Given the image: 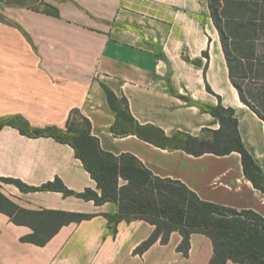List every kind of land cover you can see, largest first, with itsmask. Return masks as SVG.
Instances as JSON below:
<instances>
[{"label":"crops","instance_id":"1","mask_svg":"<svg viewBox=\"0 0 264 264\" xmlns=\"http://www.w3.org/2000/svg\"><path fill=\"white\" fill-rule=\"evenodd\" d=\"M102 85L126 98L137 123L168 138L217 131L220 122L206 108L233 109L241 142L264 172V121L230 80L209 0H0V118L21 116L33 129H64L77 109L104 151L132 154L153 175L181 182L201 200L264 217V192L244 175L238 152L195 155L162 146L156 137L154 143L135 134L115 136ZM55 179L75 193L97 191L69 144L0 128L3 196L26 213L92 215L48 222L37 243L29 237L39 219L0 210V264H208L214 255L211 238L198 232L190 234L186 253L178 231L139 250L153 224L121 220L112 234L104 213H114L116 205L38 189ZM10 180L34 189L23 191Z\"/></svg>","mask_w":264,"mask_h":264},{"label":"trees","instance_id":"2","mask_svg":"<svg viewBox=\"0 0 264 264\" xmlns=\"http://www.w3.org/2000/svg\"><path fill=\"white\" fill-rule=\"evenodd\" d=\"M225 6L217 1L209 0L211 17L217 31L223 53L227 62L230 80L237 89L240 100L252 109L263 121L264 115L256 109L245 96L242 79L245 78L247 64L253 65L254 51L257 48L264 52V0H227ZM242 7L246 13L234 15L230 9ZM223 8V9H222ZM228 11H223L226 9ZM240 50L247 51L241 54ZM264 61V58L263 60ZM264 66V62H262ZM262 66V67H263ZM110 109L115 115L111 131L115 136L135 134L139 138L156 143L158 138L162 146L181 148L195 155L210 152L218 155L236 151L241 156L244 175L252 185L264 192V172L256 164L243 146L237 131V119L234 110L221 105L206 109L220 122V129L211 131L203 128L199 137L184 133H176L168 138L161 130L153 126H143L131 115L126 98H118L113 91L102 85ZM11 125L31 136H51L57 141L69 144L80 159L84 169L96 182L97 191L85 189L75 193L67 189L59 179L39 187L41 190H55L63 195H75L84 200H92L95 205L106 202L116 205L114 213H104L109 231L114 234L119 221L141 219L155 226L151 237L139 250L144 249L161 236L166 242L172 231L183 236L179 246L183 253L187 252L189 236L198 232L209 236L213 242L214 255L208 264H224L231 260L237 264H264V217L251 209H235L217 203L201 200L193 191L177 180L160 178L148 170L140 160L129 153L114 155L104 151L99 141L91 134L90 121L77 109L68 115L65 128L47 127L33 129L21 116L0 118V128ZM207 133L213 137L224 136V141L232 143L224 150L212 148L205 139ZM14 181V180H10ZM121 181H123L121 183ZM23 191L33 190L20 181H14ZM0 199L15 208L6 213H22L31 215L37 220L34 233L29 239L39 241L46 224L56 221L58 224L78 222L89 218L91 214L65 211L24 212L17 209L0 193ZM48 235L45 234V237ZM42 240V239H41Z\"/></svg>","mask_w":264,"mask_h":264},{"label":"rangeland","instance_id":"3","mask_svg":"<svg viewBox=\"0 0 264 264\" xmlns=\"http://www.w3.org/2000/svg\"><path fill=\"white\" fill-rule=\"evenodd\" d=\"M214 1L217 0H212ZM227 0H218L220 5L225 6V2ZM223 9V8H222ZM230 9L234 15H239L240 13L245 14L246 11L242 7L234 8L233 6H230ZM223 11H228L227 8ZM241 54H246L247 51L240 50ZM253 59V65L250 66V64H247L246 67V74L245 78L242 79V85L245 92V96L247 97L248 101L256 108L258 109L263 115H264V66L262 65L264 61V52L263 49L257 48L254 51V55H252ZM263 66V67H262ZM207 140L211 145L212 148H215L217 150H224L225 148H228L232 145V143L228 141H224V136L220 135L218 138L213 137L212 133H207L205 135V139ZM123 181H121L122 183ZM0 208L6 209L10 211L16 210L15 208L11 207L7 203H5L2 199H0Z\"/></svg>","mask_w":264,"mask_h":264}]
</instances>
